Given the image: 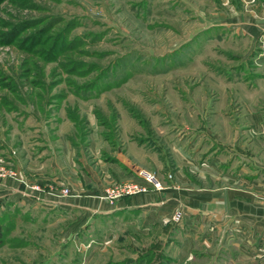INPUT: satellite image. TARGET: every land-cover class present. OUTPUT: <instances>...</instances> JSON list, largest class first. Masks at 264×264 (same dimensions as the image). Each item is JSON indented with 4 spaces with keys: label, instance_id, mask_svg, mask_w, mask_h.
<instances>
[{
    "label": "rangeland",
    "instance_id": "obj_1",
    "mask_svg": "<svg viewBox=\"0 0 264 264\" xmlns=\"http://www.w3.org/2000/svg\"><path fill=\"white\" fill-rule=\"evenodd\" d=\"M245 2L0 0V181L68 195L108 172L105 185L162 187L179 163L195 187L264 177L248 169L264 162V27L235 23ZM10 191L0 185V264L174 263L163 249L177 235L158 217L141 232L130 210L87 215ZM184 213L176 204L171 223ZM200 220L185 235L215 260L197 247L189 264H256L227 220Z\"/></svg>",
    "mask_w": 264,
    "mask_h": 264
},
{
    "label": "crops",
    "instance_id": "obj_2",
    "mask_svg": "<svg viewBox=\"0 0 264 264\" xmlns=\"http://www.w3.org/2000/svg\"><path fill=\"white\" fill-rule=\"evenodd\" d=\"M247 1L248 2L242 4L241 8L238 10L233 9L235 12L234 20L239 19V21L235 23H248L250 25L264 27V0ZM229 5L232 6L233 4L229 2ZM243 11L245 14L251 12L250 15L247 14L249 17H242L241 15L244 14ZM179 164L176 165L178 167L174 170L172 179L165 181L166 183L162 187L154 188L148 180L138 177L137 181L143 183L146 189L130 195L121 196L113 203H107L96 199L94 195L88 193L90 189L100 191L103 185L114 180L108 172L103 174L104 177L102 180L104 183L96 177H92L93 181L90 183V188H87V190L81 193L72 192L68 195L63 194L64 196L53 191L48 193L36 189L24 193L17 188V184L13 183V185L8 186L5 181H0V185H2V189L8 188L11 190L9 193L10 195L13 194V192H19L15 195L19 196L22 192L27 196H22V199H30L35 202L45 203L49 206H59L62 208L76 206L84 208L87 215L101 213L111 214L118 209H122V211L130 210L132 216L128 221L131 222L132 226H135L139 222L138 219L141 218L142 225L138 227V231L140 230L141 232L149 229L150 223H152L150 219L154 220L153 217H158L159 220L167 222L163 223L164 231H174V234L177 235L176 241L179 242V244L176 245L173 241H170L166 243L163 249L168 256L174 258L173 264L192 263L194 259L193 253L195 251L199 252L197 249L202 248L188 241V237L185 235V224L188 223L187 220L189 215L197 219L201 218L199 227L205 226V222L218 223L224 226L227 220L228 227L233 230L235 237L239 239V241L234 244L238 248V251L243 250L247 252V254L255 260L256 264H264V242H261L264 241V177L260 175V177L253 178L249 176L250 173H244L241 177H231L233 179L232 185L220 186L219 184L213 188H207L204 185H197L195 187L194 184H190L191 182H187V180H189L188 175L182 171L181 165ZM250 166L251 167L248 168L249 170H251V168H256L264 175L263 161H260L255 166ZM91 176L93 175L91 174ZM199 178L202 183L205 182L204 178ZM256 183H259L260 187H258V189H255ZM84 187H86L85 184ZM223 187H226V189H223ZM176 204H180L185 213L176 224H173L169 217ZM155 210L160 211L156 212ZM78 228L79 225L70 232L74 233ZM181 234H183L186 239H182L181 237L178 239V235L181 236ZM241 234L243 235L241 236ZM155 251L156 250H154V252ZM206 251H208L207 248H202V252L209 254L210 259L208 260L210 262L215 260L211 258L213 256L209 251ZM237 261L240 262L239 264H248L250 260Z\"/></svg>",
    "mask_w": 264,
    "mask_h": 264
},
{
    "label": "built area",
    "instance_id": "obj_3",
    "mask_svg": "<svg viewBox=\"0 0 264 264\" xmlns=\"http://www.w3.org/2000/svg\"><path fill=\"white\" fill-rule=\"evenodd\" d=\"M5 173L2 171V167H0V175L3 176ZM152 186L154 188H160L161 184L158 180H154ZM146 189V186L137 180H123L118 181L109 185H105L101 189L100 198L107 201H112L113 199L117 197H121L124 195H130L132 193H136L139 191H144ZM68 191L67 187H63L61 189V192L65 194ZM264 204V202H263Z\"/></svg>",
    "mask_w": 264,
    "mask_h": 264
}]
</instances>
